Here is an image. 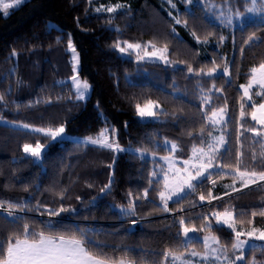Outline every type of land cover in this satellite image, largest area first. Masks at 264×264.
Masks as SVG:
<instances>
[{
  "label": "trees",
  "instance_id": "trees-1",
  "mask_svg": "<svg viewBox=\"0 0 264 264\" xmlns=\"http://www.w3.org/2000/svg\"><path fill=\"white\" fill-rule=\"evenodd\" d=\"M140 1L25 0L8 16L0 14V96L3 97L0 100V202L4 204L0 208V242L21 232V226L27 223L30 230L45 234H75L85 240L94 255L103 253L131 264H167L164 253L169 250L177 254L187 252L190 247H202L195 240L185 244L181 232L183 227H195L202 228L199 234L204 235L209 230L205 225L212 211L233 208L237 217L261 218L264 185L215 203L222 190H212L206 181L196 186L194 199L186 197L171 203L174 217L165 216L162 206L143 197L147 190L154 200L162 191V180L150 177L149 171L154 169L150 162H141L128 151L114 153L81 139L51 141L42 133L22 127L28 123L38 128L63 125L68 136L80 138H94L105 128L113 127L123 149L149 151L151 146L158 145L166 152L163 142H159L166 139L177 143L179 152L188 157L202 131L206 142L212 128L202 114L204 96L198 82H203V78L196 75L187 78L185 71L177 70L165 76L160 74L159 82L142 81L145 76L137 65L115 49L120 41L128 39L127 31L132 33L131 22H149L150 10L162 18L150 9L153 3L144 0L139 4ZM117 4L128 6L124 16L122 12L96 11ZM51 23L56 26L51 27ZM249 37L253 39L249 41ZM71 39L81 53L83 73L97 88L96 98L87 105L72 98L70 83H62L72 76L73 66L67 52ZM223 52L234 56L233 63L227 75L222 73L210 81H215L218 89L216 96L213 95L218 98L213 99L217 102L214 107H228L232 118L228 125V153L220 156L218 163L222 171L234 169L239 158L234 150L242 142L239 166L245 167L253 154L256 163L264 164L262 152H258L262 140L248 146L245 139L250 142L254 138L249 132L240 137V123L235 116L243 104L240 86L247 81L246 73L264 63V34L255 33L249 26L239 29ZM202 60L206 61L204 66H215L214 59L209 60L206 55ZM220 60L217 54V63ZM105 72L113 78L134 74L132 78L141 79L112 93L104 82ZM174 79L182 84L174 86ZM148 101L162 103L167 110L163 114L165 120L146 122L137 118L136 105L143 106ZM244 123L250 122L247 119ZM37 143L48 145L43 167L23 157V146ZM224 164L230 167L223 168ZM225 176L222 181L234 178ZM201 195L206 199L201 201ZM131 200L138 202L133 212L137 219H155L135 226L129 223L132 214L121 213L116 207L130 206ZM207 203L211 205L206 206ZM8 204L19 206L12 209V216L6 211ZM197 204L204 207L194 210ZM60 207L67 210L59 216L48 215L50 220L41 217L47 215V210ZM14 211L20 212L15 215ZM253 212L257 215L252 216ZM211 231L226 250L232 249L231 231L218 226ZM81 233H84L82 237ZM263 254L259 247L252 248L247 260H264Z\"/></svg>",
  "mask_w": 264,
  "mask_h": 264
},
{
  "label": "rangeland",
  "instance_id": "rangeland-1",
  "mask_svg": "<svg viewBox=\"0 0 264 264\" xmlns=\"http://www.w3.org/2000/svg\"><path fill=\"white\" fill-rule=\"evenodd\" d=\"M138 0H136L137 3ZM151 3H153V5H151L150 9H153L156 14H160L162 16V18H160L159 16H154L152 13L153 11L150 10L151 12L147 13L148 18L151 17L152 19L149 20V22L144 21H138L136 24H134V22L132 23V33L129 34V32L127 31L125 36L128 37L127 40L124 41H120L118 44L121 47H126V43H131V44H136L139 43L142 45L141 49L138 50H128L125 53H121L119 51V49L117 47H115V49L117 50V52L122 56V57H126L129 60H132L136 65H137V69L142 72L145 76V78H143L144 80L142 81H148V82H159L157 79L160 78V74H162L163 76L167 75V74H172L173 71H177V70H183L185 71V76L187 78H194V75H196L195 73L199 70V69H204L203 73H200L198 76L199 78H203V82L199 81V85L201 86V91L203 93L204 97H210V104H204L203 106V110H202V114H203V118L204 120L207 121L208 125L212 128L211 132H212V136H219L221 130H223L224 136L225 138L228 140V132L230 131V127H228L229 123H230V119L231 117V113L228 109V107H226V111H227V116L225 117V119L228 121L226 125L224 124H218L213 126L207 119V116L205 115V113H207L208 115H210V109L215 108L214 105L217 103L216 101L218 100L217 97H213L216 96V92L218 91L217 89V85L215 83V81H210V79H212V77L218 76L222 73H224L223 69L225 67L229 68L230 67V63H233V58L234 56H230V55H226L227 53H224V48L225 45L228 43V41L231 42V40L233 41V36L235 35V33L241 29H245L246 27H250L252 29V31H254L255 33H260V34H264V13H252V12H248L247 9L252 8L254 5L252 3V0H192V3L189 4L187 3V0H171V3L168 2V0H149ZM5 2H10V0H5ZM25 2V0H22V3L18 6H15L11 9L8 10V14L5 15L4 11L2 8H0V14H4L5 16H8L10 11L17 9L18 7H20L23 3ZM144 0H141L139 2V4H143ZM147 4V3H146ZM261 4V0H256V7L259 8ZM124 7L121 8H117L116 9V13L117 12H122V16H124V12L126 10H128V6H126V4H123ZM174 5V7H173ZM183 7V8H181ZM156 17V18H155ZM179 20L180 23L177 24L176 21ZM51 27L56 26L55 24H50ZM251 31V30H250ZM193 33H195V36H193ZM188 35V36H187ZM191 37V38H190ZM197 37L199 39H197ZM223 37V40H220L219 38ZM186 38V39H185ZM199 40V41H197ZM71 43L75 46L73 39H71ZM234 43V42H232ZM149 44L155 45L156 48H163L165 45L167 46V53H165V55L167 56V59L170 61V63H164L163 61H160L157 57H146L145 56V51L147 52H151L153 51V48L148 47ZM231 44V43H230ZM207 47H209V50L207 51ZM76 48V52L78 53L79 56V63L78 65L75 63L73 54L71 52V50L68 48L67 52L69 53L70 56V62L72 63L73 66V70H72V76L74 74H76V71H78L79 73V79L81 81H86L88 83V85H90L89 89L87 90V93L84 97V99L80 100L76 98V89L72 83L71 77L69 79L63 80L62 83H70V87L71 90L73 92V96L74 100L76 102L79 103H84V104H88L90 103L92 100H94L96 98V93H97V88L96 85L93 84L90 79H88L86 77V75L83 73L82 71V65H81V53L78 50V48L75 46ZM212 52H215L214 54ZM137 53H139V57H144V59H139ZM219 55V58L222 59L220 60V63H217V54ZM212 54H213V59H212ZM204 55H206L209 60H213L215 62V66L219 65V67L217 68V71L215 73H213V75L211 77L207 76L205 73L208 72V70L212 67H214V65L212 67H208V66H204V63L206 61L202 60L204 58ZM104 66L105 63H103ZM102 64H99V66H103ZM103 66V67H104ZM191 66V68L193 69V72H188L187 69L188 67ZM74 69L76 71H74ZM226 74V73H224ZM246 74H248L247 81L245 83H243L242 85H245L249 82V80L251 79V71L249 70ZM227 75V74H226ZM134 76L133 75H125V76H117L116 78H113V76H111V74H107V72H105V83L108 86V91L115 93L118 92L119 90H121L122 87H124L127 83H131L132 81L134 82L135 79L136 81H138L139 77H136L135 79L132 78ZM132 78V79H131ZM174 86L177 85H181L182 83L180 81H178L176 83V79H174ZM240 90L242 91V94L244 92V89L240 87ZM260 88L258 85H253V88L250 90V94H252V101H249L247 99V97H243V105H244V111L246 113H250L252 110V103L253 101L258 105L259 103L264 102V96H260V95H256V93L260 92ZM216 100L215 102H213L214 100ZM155 104H157L159 107L158 108H154L153 111L156 112V116L155 117H144L141 118L138 114H137V118L141 121H160L162 122L163 120V114H165L167 112V110L164 109V107L162 106V103L159 102H154ZM144 106V105H143ZM141 106V107H143ZM220 108H224V107H220ZM215 109H219V108H215ZM240 110L241 108H238L235 116L238 120V122L240 123L239 126L241 124L244 125L243 128H239V132H240V137L243 138L245 133H247L248 131H246L247 128L250 127H258L261 128L262 130H264V126L259 125L256 121H252L251 120V116L250 115H246L243 119L240 117ZM249 120L250 123H244V121ZM179 123V121H177ZM176 123V125L178 124ZM180 124V123H179ZM27 125H29L30 127H28L27 129L33 130L36 127V125H32V123H28ZM181 125V124H180ZM231 125L233 126V124L231 123ZM15 126V125H14ZM234 126L238 127L237 124H235ZM18 127V126H16ZM23 127V126H22ZM58 127V126H54L53 128ZM112 129H115V133H114V139L115 142L118 143V131L116 128L113 127H107L105 128L102 132H105L107 130L108 135H109V139L110 142L113 139V133H112ZM245 129V130H244ZM66 130V128H65ZM101 132V133H102ZM241 133H243L241 135ZM250 135L254 138V140L248 142V139H245V142L248 146L251 145H257L259 144V140L262 139H258V136L254 135L252 132H249ZM99 137V135L97 136ZM94 137V138H97ZM89 137H85V138H80V137H70L67 134L66 131V138L65 139H70V140H79L81 139V141L87 143V139ZM201 138L199 139V141L197 142L196 146L197 147H204L205 151H207V144L209 142H211V137L208 136L206 142L204 141V144L201 145L200 142ZM166 141L170 142V143H175L173 141L170 140H160L159 142H163V146L166 148V152L163 151L158 145H155V147L153 148L151 146L149 151H142L139 149L133 150L132 148H128V149H124V151H114V150H110L107 148H103L101 147V149H105V150H109V151H113L115 152H127L132 154V155H136L138 157H136L139 161L144 162V161H148L150 162L153 166L154 169L149 171L150 177L151 178H155L157 181L159 179L162 180V191H164V187H163V174L161 173L160 175L153 177L151 175V173L153 171H156L158 173H160L161 167H163L165 170L168 169V165L167 162L165 160H163L162 158L165 156H168L170 158H172L175 161V165L176 167H184L183 161L187 160L191 157L192 154V148L190 149V156H184L179 152V145L178 148L175 152L170 151V144L169 143H165ZM242 143V142H241ZM239 144V149H238V144H237V148H235L234 153L235 155H237V157L242 158V151H243V145ZM89 145H92L90 143H87ZM119 144V143H118ZM43 145V144H41ZM245 145V144H244ZM34 146V145H33ZM94 147H98L100 148L99 145H93ZM227 145L225 146V148H227ZM119 147L121 149L122 146L119 144ZM259 151L258 152H264V146H262V143L259 144L258 146ZM225 148H221L220 149V155L217 156L216 160L214 161V164H219V158L220 156H223V153L225 151ZM48 150V145H44V148L42 149L41 152V157L40 158H35L32 157L30 154L25 153L23 150V157L26 158H31L33 159L36 163L41 164L42 165V161H43V157L45 152ZM169 151V152H167ZM141 153H143V155H141ZM236 167V166H235ZM234 167V168H235ZM253 168L255 169V171L260 172V171H264V164H259L256 163V161L253 160V158H250L247 165H245V167H241L240 169L241 171L244 170H249L251 171ZM233 167H231L230 169H228L227 171H223L224 174H220L221 170H218L216 168L210 169V171L212 172V176L210 180H207L206 182L210 183V187H212L213 189L216 188H221L223 193L222 195H220V199L216 200V202L221 201L222 199H225L229 196H235L237 194H241L243 192H246V190L250 189V188H254L257 186H261L264 185V181H260L256 184H249L248 187H242V182L240 179H238L237 177L234 176L233 172ZM174 173L170 172L169 175H173ZM225 175H229L232 176L234 178H229V182L227 181H222V177H226ZM215 181L216 183L213 184L212 181ZM235 181L234 187L236 189H238L237 191H233V183ZM196 183V182H194ZM200 184V183H196V186ZM222 185V186H219ZM225 185H227L228 187H225ZM150 192V191H149ZM224 192H227V194L225 195ZM205 193V191H204ZM196 194V189L195 191L189 190L187 188H185V191L183 193H179V197L180 199H177V196H173V198L171 200L168 201L167 203V211L164 209L163 203L160 200V197L157 196L158 198L154 197L151 199V195H147V197L145 198L147 201H150L152 204H158L160 206H162L163 208V212L167 213L165 216L168 215H173V209L170 208L171 203H175L177 201L183 200L184 198L188 197L190 199H194V195ZM216 196V195H215ZM131 202V206H126V207H116V209L118 211H120L121 213H126V214H132L131 216H133L129 223H131L132 225H137L140 224L141 222H146V221H152L153 219H155L154 217H149L147 219H142L139 220L135 217V214L133 212H135V205L138 203L135 200H131L128 203L130 204ZM206 206L211 205L210 203L205 204ZM203 205H198L196 207H194V210H199L201 208H203ZM229 211L233 212V217L235 220V231H249L251 230L253 227L257 228V229H264V216H261V218H249L247 219L246 217H244V215H240L237 217L236 213L234 212L233 208H228ZM264 210V209H262ZM20 211H14L15 215H18ZM213 213H219V211H212ZM212 214H208V218L206 220V225L205 228H209L208 225L211 224V227L209 228L208 231H206L204 233V235L199 234L201 231V229H199L198 233H189L188 236L186 237L183 234V230H182V236H183V240L185 244L190 243L191 241L195 240L196 242L201 243L202 247L199 248V246L195 247H190L189 250L185 253H177V255H180L183 257V261L182 260H176L175 264H184V261H188L190 262V264H228L227 261L223 260V255L224 252L219 253V255H221V260H215V256L211 255L210 249L206 248L204 245V240L203 237L204 236H215L211 229H214L217 227L216 224V217L213 216ZM41 216V215H39ZM44 219L50 220L52 218H48V215H43L41 216ZM249 221H251V223H249ZM184 228V227H183ZM223 228L228 229L229 231L232 232L233 236H234V242H235V232L232 229H229L227 227V225H224ZM207 230V229H206ZM216 237V236H215ZM217 238V237H216ZM218 239V238H217ZM242 240H248V244L245 246V248L242 250L243 254H244V259L248 262V264H264V260H257V258H253L252 260H247V253L250 251V249L252 248H257L259 247L260 249L264 250V241L258 240L255 237H247L242 236L241 237ZM219 240V239H218ZM211 243V241H210ZM212 248H222L225 249L223 247V245L219 244H212L211 245ZM226 250V249H225ZM195 251L197 253H200L201 255L198 256H192L191 253ZM248 251V252H247ZM241 250H226V254L228 256V260L231 261L234 259L235 256L240 255ZM205 254H208V258L204 259ZM264 255V254H263ZM167 264H173L172 261V257L168 258V263ZM235 264H244V261H235Z\"/></svg>",
  "mask_w": 264,
  "mask_h": 264
},
{
  "label": "snow or ice",
  "instance_id": "snow-or-ice-1",
  "mask_svg": "<svg viewBox=\"0 0 264 264\" xmlns=\"http://www.w3.org/2000/svg\"><path fill=\"white\" fill-rule=\"evenodd\" d=\"M171 3V0H168ZM22 3V0H10V2H5V0H0V8L3 9L4 14H8V10L18 6ZM187 3L191 4L192 0H187ZM253 7L247 9L248 12L252 13H264V0H261L260 7L257 8L256 0H252ZM124 7V5L117 4L113 7H108L106 9L97 8L96 11L99 12L101 10L107 11L109 13L115 12L117 8ZM174 7V5H173ZM177 24L180 23L179 20L176 21ZM195 36V33H193ZM197 39H199L197 37ZM223 40V37L219 38ZM249 41L253 39V37L248 38ZM126 43V47H121L117 44L115 47L119 49L121 53H125L128 50H138L142 48V45L139 43L131 44ZM148 47L153 48V51L147 52L145 51L146 57H157L160 61L164 63H170L167 59L165 53H167L168 49L165 45L163 48H156L155 45L149 44ZM68 48L71 50L75 63L78 65L79 56L76 52L75 46L69 40ZM243 49H241L242 51ZM15 55V53H13ZM139 59H144V57H139V53H137ZM219 65H216L208 70L205 73L207 76L211 77L213 73L217 71ZM74 71H76L74 69ZM188 72H193L191 66L187 69ZM224 73H228L229 69L225 67L223 69ZM204 69H199L195 74L199 75L203 73ZM251 79L245 85H241L240 87L244 89L243 97H247L249 101H252V94H250V90L253 88V85H258L260 88V92L256 93V95L264 96V63H261L258 67H253L251 69ZM72 83L76 89V98L84 99L87 90L90 85L86 81H81L79 79V73L76 71L71 77ZM242 97V99H243ZM0 100H3V97L0 96ZM202 102L204 104H210V97H202ZM159 106L152 101H148L143 107L139 104L136 105V110L138 115L141 118L144 117H155L156 112L153 111L154 108H158ZM252 110L250 113H246L244 111V105L241 104L240 108V117L243 119L246 115L251 116L252 121H256L259 125L264 126V102L259 103L258 105L253 101ZM208 121L213 125L218 124H227V120L225 117L227 116L226 106L224 108L210 109V115L205 113ZM23 127H30L27 124H24ZM241 128L244 127L243 124L240 125ZM36 132L42 133L44 136L48 137L51 141L62 142L66 138V130L63 125L58 127H47V128H35L33 129ZM246 131L255 133L256 136L264 138V130L257 127L247 128ZM113 139L110 142L109 135L107 130L99 134V137L93 138L89 137L87 139V143L92 145H99L100 147L107 148L114 151H124L119 147V144L115 142L114 133L115 129H112ZM243 133H241L242 135ZM208 136L211 137V142L207 144V151H205L204 147H197L193 145L191 157L187 160L183 161L184 167H176L175 161L165 156L162 159L167 162L168 169L165 170L161 167L160 173L153 171L151 175L156 177L163 174V187L164 191L159 192L160 200L163 203L164 209L167 211V203L169 200L173 198V196H177L179 200V193H183L185 188L195 191L196 183H204L207 180L211 179L212 172L210 169L216 168L220 169V174H224L220 164H214L217 156H219L220 149L225 148L228 141L224 136L223 130H221L219 136H212V132L208 133ZM201 145L204 144L203 140V131L201 132ZM165 143L170 144V151L175 152L178 148V145L175 143H170L166 141ZM262 146H264V139L261 141ZM44 145L37 143L35 146L31 144H25L23 146V150L25 153L30 154L32 157L40 158L42 149ZM228 149L225 148L223 155L227 156ZM143 155V153H141ZM242 155V154H240ZM261 156L264 157V152L261 153ZM253 160L256 159L255 154H253ZM239 158H237V166L232 170L235 177L241 180L242 187H248L249 184H256L260 181H264V171L257 172L255 169L244 170L241 171L239 166ZM230 165L224 164L223 168H229ZM174 173L173 175H169V173ZM196 182V183H194ZM213 184L216 182L213 180ZM111 184V182H110ZM109 184V187H110ZM235 181L233 183V191H237L234 187ZM225 187H228L225 185ZM227 194V193H226ZM147 190L144 191L143 197H147ZM210 195V194H209ZM206 197L204 195L200 196V200H205ZM215 199H220L219 197H215ZM131 206V202H130ZM3 202H0V208H3ZM19 207L18 205L8 204L6 211L9 216L13 215L12 209ZM64 207H60L58 210H47V215L49 216H59L62 212L66 211ZM43 214V213H42ZM213 216L216 217V224L218 227H223L227 225L229 229H232L235 232V242L231 244L232 249L241 250L240 255L234 257L233 260L229 261L228 256L226 254V250L222 248H212V244H220V241L215 236H204V245L206 248L210 249L211 255L215 256V260H221V255L219 253L224 252L223 260L227 261L228 264H235V261H244V264H248V262L244 259L243 249L248 244V240H242V236H247L249 238L255 237L258 240L264 241V229H257L253 227L249 231H235V220L233 217V212L228 209H224V211L219 213H213ZM257 213L253 212L252 216H256ZM259 215L264 216V211H261ZM251 223V221H249ZM180 224L183 225L184 221L181 219ZM22 231L9 236L5 241L0 242V264H131L130 261L125 259L113 260L112 258L106 257L103 253L94 255L93 252L86 247V242L83 238H78L77 235L73 234L70 236H65L64 234L51 235L45 234L43 231H35L30 230L29 225L24 223L22 226ZM211 227V224L208 225ZM199 231L195 227H184L183 234L187 237L188 234L195 233ZM84 233H81V237ZM211 241V243H210ZM192 256L201 255L193 251L191 253ZM169 257H172L173 264H175L176 260H182L183 257L177 255L176 253L169 250L164 253V258L167 260ZM208 258V254H205L204 259ZM184 264H190L188 261H184ZM214 264V262H213ZM254 264V262H253Z\"/></svg>",
  "mask_w": 264,
  "mask_h": 264
}]
</instances>
